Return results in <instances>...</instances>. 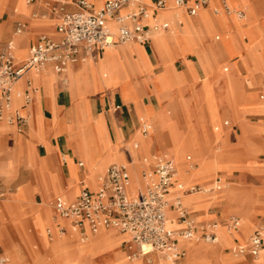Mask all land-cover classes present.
<instances>
[{"label":"crops","instance_id":"crops-1","mask_svg":"<svg viewBox=\"0 0 264 264\" xmlns=\"http://www.w3.org/2000/svg\"><path fill=\"white\" fill-rule=\"evenodd\" d=\"M41 1L42 0H37L33 3H29V15L15 17L10 12V9L5 7L2 14V16L5 15V18L0 20V22L6 21V23L0 24V51L9 41L13 43L10 39L11 33L19 35L25 32L22 33L23 35L20 34L17 36L16 42L12 44L13 46L17 45L19 47V54L25 52L26 47L29 52L30 46L37 41L39 35L42 33H47L55 38L59 37L55 29L59 14L49 11L47 7L42 5ZM75 1L76 0H65V11L77 10L78 7ZM100 1L101 4H103L106 0ZM144 1L151 4L154 0ZM196 1L197 0H186L188 5L194 4ZM213 1V4H211L212 0H209L207 5L202 7L207 9L211 4L213 8L211 10H205L207 14L203 13V16H201L199 20H197V14L189 15L183 10L180 14L181 21L177 22L179 13L173 10H167L162 13V16L171 21V27L160 33H156L152 38L150 37L142 42L131 40L136 43H129L127 46H118L116 50L109 51L105 59L100 57L103 56L104 49L97 48L90 54L92 61L87 66L82 64L81 59L70 63L71 73L74 78H83L86 80V84L83 85L82 98L73 95V88L68 87L67 81H62V75L56 73L49 64L46 66L45 71L39 75L34 74L32 69L26 73V77H23V75L19 79L17 85L20 89V95L18 94L15 98L14 105H12L11 109H18L22 114L28 115L30 121H27L21 131H17L14 125H10L14 130L0 129V161L4 162L7 159H12L13 161L11 167L12 174L8 178L0 176V190L6 193L7 191H14L18 185H23L25 193L28 196L30 195L36 203H42L44 196L51 198V201L57 196H61L66 203L73 201L82 189V184L79 182V179L82 180L84 176V164L76 153L86 155L89 161L95 160L93 156L98 160L101 159L104 154L106 156L111 155V153L121 158L124 153H127L128 149L121 148L120 145L118 147H112L111 145L114 140L130 141L133 139L134 131H131L132 127L138 125L140 123L139 119L145 118V114L150 115V111L145 105L153 109L164 108L167 110L172 107L175 108V115L169 112V116L173 119L175 126L182 132V136L187 143L196 140L200 144L197 148H191L197 156V152L200 151L201 147L205 146L206 148V146L212 145L216 136L212 128L214 122H217V120L224 122V125H222L223 131L221 137L228 140L226 145V158L227 162H230V165L218 171V176L216 177L217 181H222V175L219 174L221 172L225 174L226 180L227 178L231 179V177L235 175L242 176L245 173L264 174V167L258 165L257 162L255 163L253 161L255 167H251L248 164L249 160H252L250 153L251 145L259 149L257 157H263L262 161L264 164V154L262 153L264 151V121H262L264 120V112L252 109L257 108L255 105L256 94H258L259 91L264 92V74L263 71L255 69L251 65L248 51L245 47V43L250 40V35L246 33L244 26L241 24L240 27V30L245 33L242 37L236 23L228 14L222 15H227V21L224 20L222 23L223 25L220 26L219 20H217L214 15L217 16L215 7L220 6L222 0ZM251 1L258 8L260 14L258 17H255V20L252 21L249 26L246 25L250 27L252 36L264 37V0ZM88 2L95 6L97 1L90 0ZM128 9L129 7H124L121 9V12H125ZM158 13L159 10L155 11L154 18L151 19L155 20ZM174 13L176 15H174ZM18 23L22 24V30L20 33H15V27ZM218 26L222 28L224 33H231L234 36L233 47L229 41L220 43L216 41L221 38L217 30H214L212 33H207L205 30V28L215 29ZM173 27L180 33L177 34L174 32V34L171 35H160L163 32L166 33L170 31ZM231 47L233 55L228 52ZM199 52H203L206 55L199 54ZM88 55V53L85 54V56ZM215 56L220 60L221 66L210 74V79L216 97H218L216 105L219 111V119L212 121L201 79L207 71L201 64L202 62L213 63L212 60ZM221 57H225L227 60L223 61ZM16 61L19 62L22 60ZM167 61H170L174 67V70H172L169 75L173 76L176 81L174 79L170 80L166 71L165 74L160 72L162 74L160 78H158V82L162 90L160 92L162 99L158 101L153 85L155 79L152 80V77L158 71L164 70L163 63ZM104 70L110 71V77L102 81L99 74ZM68 75L67 70V72H64V76L67 77ZM93 76L95 78L94 83L92 82ZM116 76H119L122 80L130 79V87L138 101L136 106L132 100L121 94L119 84L113 85V78ZM27 81H29L33 87L36 86L38 92L34 93V90L32 92L31 101L23 106V93L25 92ZM250 82L252 83L250 84ZM231 92L236 94L233 95ZM252 93L254 95H251ZM260 96L264 98V94ZM82 104L89 110L90 116L85 117L77 113V110H80ZM92 115H101V117H99L100 126L102 128L100 135L96 133L90 121ZM163 116V112L153 113V123L151 122V124L154 126V133L158 132V121L159 118L163 119ZM66 117L67 120L71 122L69 131L66 134L57 133L59 128L64 125ZM225 117L231 120L232 125L230 127H227L230 125V120H224ZM252 117H258V121L251 120ZM0 122H3V120L0 119ZM75 125L81 126L83 131L91 129L94 136L97 137L95 143L83 141V143L79 145L76 139L80 136V132L75 128ZM243 133L245 139L241 142L238 135ZM254 140L257 142L255 143ZM95 147H97L96 151H94ZM155 151L157 152L156 154H163L172 159V157L168 155L164 149H160V147H156V149L153 148L152 153L149 154H153ZM64 153L77 164L81 161L82 165L78 164L79 167L77 169L72 165H68L66 159L62 156ZM98 155H100V157H98ZM25 159L34 160V165L32 167L28 166ZM187 161L194 162L195 164L198 163L195 161V157L192 158L191 154L187 155ZM113 163L114 161L109 162L107 167ZM107 167L105 168L107 169ZM105 168L103 175L106 171ZM42 171L46 173L51 187L41 183L40 173ZM194 172L195 171H188L186 169L185 175L188 174L189 176ZM180 173L181 172H179V174ZM133 174L135 175V179L132 181L130 188L133 192L137 193L139 191L138 188L143 187L141 170L139 175V172L136 171L134 166ZM54 175L56 178H53ZM51 177L55 184L63 186L65 190L71 189L69 180H71L73 184H76L75 182L78 181L79 188L77 189V194L72 198H67L64 195H55V191L52 188ZM87 179V176H85V182H87ZM7 182L11 183V185H7ZM196 184L199 185V183ZM89 187L92 188L90 189L87 187L89 190H95L93 189V184L92 186L89 185ZM213 189L220 192L224 189V186L220 189ZM259 189L263 190L260 196L264 198V186ZM217 200L214 202V204L219 203V205L216 206L218 209L216 211L210 210L213 204L211 200L205 201L210 204L208 211L217 214V216L211 217L210 221H214L215 218L220 216V212L224 209L226 210L228 206L226 201L221 199ZM1 201L2 200H0V209ZM40 207L42 208L44 206L41 205L39 208ZM53 212L54 214L48 211L40 215L51 222L49 225L50 231H53V229H55L54 227L59 225V215H57L54 209ZM166 214L169 222L176 220L177 223L181 224L178 227H170L167 225L172 235V240L177 244L178 237L180 236L179 232L184 225L179 221L172 205L168 207ZM194 214L196 213L188 210V217L196 224L205 221H198ZM23 221L26 226V229L24 231L22 230L23 237L19 236V234L14 231L19 241L17 244L20 248H24V252L29 256L36 259L38 257L34 253L35 250L32 247L33 241L37 240L43 251L47 250V248L44 246L42 237L39 233L35 231V229H31L30 217H24ZM67 221L68 227L74 228L69 223L68 219ZM241 221L240 234L243 235V232H245V222L243 219H241ZM62 227L64 228V226ZM75 232L78 235L76 229ZM58 233L67 235L66 232ZM197 233H201L199 228L197 229ZM93 235L95 234L90 233L89 238ZM223 235L228 240L227 235ZM184 240L194 241L197 239ZM179 249L182 255L178 260L184 258L188 246H183L182 243ZM19 254L20 250L15 252L13 257L19 258ZM113 254L114 253L111 255ZM244 254L251 253L245 252ZM0 255H3V251H0ZM108 257L109 255H106L104 259Z\"/></svg>","mask_w":264,"mask_h":264},{"label":"rangeland","instance_id":"rangeland-1","mask_svg":"<svg viewBox=\"0 0 264 264\" xmlns=\"http://www.w3.org/2000/svg\"><path fill=\"white\" fill-rule=\"evenodd\" d=\"M94 1V0H92ZM97 1L96 3H101L100 0H95ZM99 1V2H98ZM227 3L231 6V7H238L241 6L243 4H246L247 7V17L243 20H239L237 18H235L232 15H228L230 16V18H232L234 20V22L237 25V28L239 30V33L241 34V36L243 37V35L245 33H243L240 30L241 24L242 26H244V30L246 31L247 34L250 35V40L245 43V47L248 51V57L250 58L251 61V65L258 70L263 71L264 74V37H259V36H252V34L250 33V27L249 24H251L252 21L255 20V17L260 14L258 8L254 5V3L251 0H226ZM42 2V1H41ZM213 0L211 2V4H213ZM209 6V8L207 9H202L198 14H197V20H199L201 18V16H203L205 13V10H211L212 6ZM5 7H8L10 9V12L15 16H21V15H29V10H30V5H26L23 0H17L15 3L11 2L10 0L8 1H4V0H0V17L2 16ZM184 9L178 10L181 12H178L176 10H173L174 12L179 13L178 15H180L183 12ZM165 12V11H164ZM174 15H176L174 13ZM217 20H219L220 22V26L223 25L222 23L226 20V16H215ZM5 18V15H3L1 19ZM192 19V18H190ZM188 20V18H187ZM193 21V20H192ZM6 23V21H2L0 22V24ZM248 26H247V25ZM218 26L215 29H206L207 33H212L214 32V30H217V32L221 35V38L219 40H216L218 43L223 42V41H229L231 42V46L233 47L234 44V36L231 33H224L222 28ZM174 30V31H172ZM173 32V33H172ZM177 33L179 34L180 32L176 31V28L173 27L170 31L168 32H163L160 35H171ZM25 33V32H23ZM6 35V34H4ZM23 35V34H22ZM21 35V36H22ZM155 36V35H154ZM2 37V36H1ZM13 37V33H11V38ZM14 39V37H13ZM129 43H136L134 41H130L126 44H119L116 47H112V48H107L104 49V54L103 56H100L102 58H106L109 54V51H113L116 50L118 46H127V44ZM232 47L228 50V52L230 54L233 55L232 52ZM19 52V47L17 46V54L19 55V57L21 59H25L27 56V52L28 49L26 47L25 52L23 53H18ZM199 54H204L203 52H199ZM206 58V57H204ZM223 58L222 60L225 61L227 60V58L225 57H221ZM92 61V57H89L88 60L84 63H82L84 66L89 65V63ZM213 63H204L202 62V67H204V69H206V73L204 74V77H202V84H203V88L205 91V98L207 101V106H208V110L210 112V115L212 117V121H215V119H219V111H218V107H217V102H218V97H216V93L215 90L212 87V81L210 79V74L212 72H214L216 69H219L221 66V62L218 59V57L215 56V58L212 60ZM164 64V70L162 69L161 71H158L157 73H155L152 77V80L155 79V83H153L154 88H155V93L158 97V101H161V94L160 92L162 91L160 89V85H159V80L158 78H160L161 74L164 73L165 71L168 74V76L170 77V80L174 79L173 76L169 75V73L172 72V70H174V67L172 65V63H170V61H167ZM151 71V69H150ZM162 72V73H160ZM205 72V71H204ZM68 78L69 81H67L68 83V87H72L73 88V95H76L79 98H82L83 96V85L86 84V80H84L83 78H74L73 74L71 73V69L70 66L68 68ZM100 79L103 81L104 79H109L110 77V71L109 70H104L103 72H101L99 74ZM94 78V76L92 77ZM176 81V79H174ZM101 81V82H102ZM130 79H126V80H122L119 76H116L115 78H113V85L115 84H119L120 85V91L121 94L132 100L136 106L137 101V97L133 94V91L130 87ZM252 82H250L251 84ZM18 82L16 83V94H15V98L18 96V94L20 95V89L18 88ZM112 85V86H113ZM167 87V86H166ZM165 87V88H166ZM82 93V94H81ZM233 95L236 94L234 92H231ZM261 94H264L263 91H259L258 94H256V100H255V105L257 108H252L254 110H260L264 112V98H261ZM250 95V94H249ZM251 95H254L253 93ZM83 103V101H82ZM148 107L149 111H150V115L149 114H145L144 117L145 118H140V121L145 122L146 124L148 123V121L152 122L153 119V113L155 112H163L164 116L162 119V123L165 124L164 127V135L166 136L167 142L170 145L176 146V149L171 151L168 149V147L165 145L164 142H161V145L159 146L160 149H164L165 152L170 155L173 159L174 162L177 163V168L179 170V172H181L179 174V179H181L185 184H196L199 183V185L201 186V190H198L194 193H191L193 195L190 194V196H204L205 195V191L207 190V188L211 189V190H215L213 189V187L215 188L218 183H217V179L216 177L218 176V171L222 168L228 167L230 165V162H227V154H226V145H227V141L226 139H223L221 137L222 131H223V126L224 122H220L219 120H217V122H214L213 124V131L215 133V138L213 140L212 145H208L204 147L200 148V151H198V156L197 154L191 150V148H197L200 146V144L196 141V140H192L190 143H187L186 140L183 138L182 136V132L175 126V123L173 121L172 118H170L169 116V112L173 115H175V108H169L167 110H165L164 108H157V109H153L148 105H145ZM252 111V110H251ZM77 113L88 117L90 116V112L87 108L84 107V104L81 105L80 110H77ZM99 117L98 115L95 116H91L90 117V121L93 124L96 133L97 134H101L102 128L100 126V122H99ZM258 117H252L251 120H257ZM229 119L228 117H225L224 120ZM230 120V119H229ZM30 121V118H29ZM264 121V120H262ZM70 125L71 122L67 120V117L65 118L64 121V125L59 128V131H57V133H64L66 134L69 129H70ZM232 125V122L230 120V125H228L227 127H230ZM140 123L138 125H136L135 127H132L131 131H134L133 133V139L130 141H115L113 142V144L111 145L112 147H118L120 145L121 148H127V153H125L122 157L123 159H120L119 156H116L114 153H111V155H106L104 154V156L101 159H96L94 156L93 158L95 160L89 161L87 160V156L84 154H78L76 153V155L84 162V166H83V170H84V176L81 179H79L80 183L83 185L85 183V176H87V180L86 181H91L93 184V189H96L100 183V178L103 175L104 172V168L107 167V165L109 164V162L114 161V163H120V162H125V163H134L136 171L139 172L140 175V170L142 169V157L152 153V149L153 148H149V147H145L143 148L142 146H139L135 143L134 141V137L136 135L140 136L141 138L147 140L149 138L152 137L153 134H155L154 132V126L153 128L148 129V135L143 133L141 131V127ZM75 128L80 130V136L76 139L77 143L82 144L83 141H90L92 143H95L96 138L94 136L93 131H91V129H87L86 131H83V128L81 126H77L75 125ZM0 129L1 130H14V128L12 126H10L9 124H7L5 121L0 122ZM147 135V136H145ZM239 139L241 142L244 141L245 137H244V133L243 134H239L238 135ZM118 138V137H117ZM83 139V140H82ZM255 143L257 142L256 140H254ZM10 142V141H9ZM86 147V146H85ZM158 147V146H157ZM154 149H156V147H154ZM97 150V147H95L94 151ZM1 151V150H0ZM114 151V150H113ZM177 151H179V155L177 154ZM258 151L259 149H257L256 147H252L251 145V156H252V160H249L248 164L251 167H255L253 161L256 163H258V165L264 167L262 158L263 157H257L258 156ZM133 155H132V154ZM157 152L155 151L154 154H156ZM264 154V151L262 152ZM102 154V153H100ZM191 154L192 158L195 157V161L198 163H194V162H189L187 161V155ZM63 158L66 159L68 165H72L74 166L76 169L79 167L77 163L73 162L71 160V158L67 157V155L64 153ZM98 157H100V155H98ZM198 157V158H197ZM1 160V159H0ZM97 160V161H96ZM26 164L28 166H33L34 165V160L31 159H25ZM120 161V162H119ZM137 164H136V162ZM101 163V164H100ZM100 164L101 165V171L98 174V179L95 181H93L91 175L92 172L95 170L96 166ZM1 165H8V166H4L3 169H0V176H5L6 178H8L12 172H11V167L13 165V161L12 159H7L6 161H0V166ZM188 171H195L192 175L186 174L185 175V170ZM106 170V168H105ZM220 175H222V181H220L222 183V185L224 186L225 190L227 189L226 185L230 186L233 188L237 187L240 195H242V197L244 198L245 196V202L244 200L240 201V202H232L230 203L226 210H222L220 212V216H218L217 218H215L214 221H218L220 224L219 226L215 227L214 226V230L216 233H218V236L221 233H228L227 231H225L224 229V225L223 222L226 220V224L230 225V221L233 219L232 216H236L239 218V222L241 221V219H243V221L250 227V230L248 232H244L243 235L239 234L238 232H235L236 237L238 239H240L241 241H246L248 240L249 236L252 235V233L254 232L255 229L257 228H262L264 229V198H262L261 192H263V190H260L259 188L264 186V174H251V173H245L242 176L239 175H235L234 177H231V179L227 180L225 179V174L223 172L219 173ZM138 175V176H139ZM52 176V175H51ZM56 178V176L54 175L53 178ZM52 178V177H51ZM52 178V188L55 191V195H63L65 189L63 188V186L61 185H57L55 184L54 180ZM135 178L133 177V180ZM40 180L41 183L44 185L46 184L48 187H51L49 179L46 175V173L44 171H42L40 173ZM87 182V184H88ZM76 184L71 183V180H69V185L70 188H74L76 187L77 189L79 188L78 185V181L75 182ZM7 185H11V183L7 182ZM210 184L209 187H207L206 185ZM90 185V184H88ZM91 186V185H90ZM213 186V187H212ZM222 186V187H223ZM92 189V188H90ZM24 186L23 185H18L16 186V188L14 189V191H7L4 195V198L1 201V209H0V251H3V255L9 257V261L11 264H66L65 262L67 261L65 258H70V260L72 259V263L74 264V256H75V245L74 244H79V245H89L91 244V242H93V238L95 235L101 234V233H105V234H117L119 240L117 242H115L113 244V246H109L104 248L103 250H101L99 253L97 254H92V256L87 259L88 264H110V256L109 258L104 259V256L106 255H110L111 253H115L118 252L117 254V258L118 259H122V264L126 263V258L125 255L130 254V250H129V245H133L132 242H128L124 239V236L122 234L121 231L117 230V229H111V228H105L104 229H110V230H102L101 232H99L98 234L93 235L90 240L88 241V238L86 240H84L85 242L88 241L87 243H82L81 240L79 239L78 235L75 234V236H72V234L70 233V226L68 227V221L67 219H64L63 217L58 216V223L59 225H57V227L55 226L52 231L51 235L47 234V230H50L49 225L51 224V222L47 219V218H43L40 215L44 214L48 211H51V214L53 212V209L51 208V198H48V196H44L42 203H36L32 197H30V195L28 196L25 191H24ZM221 190V191H222ZM203 191L201 193H197ZM196 193V194H195ZM133 195V193H131ZM185 196V204L187 205L189 211L191 212H195L196 214L195 217L197 218L198 221L200 220H205L203 222H199L198 225H206L208 223H213L214 221H210L211 217H215L217 216V214L215 213H210L208 211V208L210 206L209 203L205 202L206 199H203V201H201V203L197 204L196 207H194V205H192L191 203H189L188 201H186V197ZM217 200V199H216ZM211 200L212 201V206L210 208L211 211H216L217 209V205H219V203L214 204V202L216 201ZM218 201V200H217ZM244 203V206H243ZM44 206V207H40L39 206ZM45 208V209H44ZM250 214L251 217L249 220H246L244 218V214ZM58 215V214H57ZM30 217V223H31V229H35V231H37L39 233V235L42 237L43 240V244L44 246L47 248V250L43 251L38 243L37 240L33 241L32 247L35 250V254L38 258H33L31 256H29L26 252H24L25 250H23L24 248H20L19 245L17 243H19L17 235L15 232H17L19 234V236L23 237V233L22 230L24 231L26 229V226L24 224L23 218L24 217ZM257 223V224H256ZM64 226L65 228H63V230H60L61 226ZM240 225H242V221L239 224V228ZM177 226V225H175ZM15 231V232H14ZM106 231V232H105ZM241 231V230H240ZM58 232H66L67 235H63L61 233ZM76 233V232H75ZM229 234V233H228ZM199 237H200V233H199ZM231 239L233 241V236H231ZM205 239L201 237V239H197L194 240V242L197 245H206V241H204ZM57 241H61L63 243H66V247L63 249H59L58 252L56 253L53 249V245L56 243H59ZM222 241H224L225 245L224 246H217L219 243H221ZM184 242V243H183ZM188 242L184 239L180 240L179 245L183 246L184 244ZM209 245L212 246L211 249H209L208 252L204 253V252H199L197 253V255L195 257H192L191 259L184 258L183 259H179L177 261H171V260H166L165 258L161 259V257H159L157 254H153L151 255V257H142L141 259L144 260L145 264H171V262H175L174 264H264V251L262 250L261 256L259 258H255L253 255L251 254H238L235 255L231 252L230 249V243L227 240V238L225 236L222 237L221 241L218 243H209ZM215 246V247H214ZM72 247V248H71ZM220 247V248H219ZM15 248H17V250H20V256L19 258L13 257L15 254ZM63 253V254H62ZM58 254V255H57ZM74 254V255H73ZM64 256V257H63ZM65 259V260H64ZM138 259L137 261L141 260ZM193 259V260H192ZM160 260H164L163 262ZM192 260V261H191ZM191 261V262H190ZM1 264V263H0ZM78 264V263H76ZM137 264V262H136Z\"/></svg>","mask_w":264,"mask_h":264},{"label":"built area","instance_id":"built-area-1","mask_svg":"<svg viewBox=\"0 0 264 264\" xmlns=\"http://www.w3.org/2000/svg\"><path fill=\"white\" fill-rule=\"evenodd\" d=\"M37 0H26L33 3ZM209 0H197L188 5L186 0H174L178 7H182L187 14L196 15L198 10L207 5ZM65 0H42V5L49 11L59 14L56 22L55 38L47 33L39 35L36 42L30 48L27 57L22 61H16L13 55V45L9 41L0 51V119L9 125H14L17 131H21L28 121V115L22 114L18 109L11 107V86L23 75L33 69H43L48 64L53 70L62 75L68 63L76 62L91 49H103L109 44H119L131 40L146 41L150 38L152 30L167 28V22H154L148 20L154 18V12L165 9L167 0H154L151 4L144 0H106L101 6L95 8L86 0H76L78 7L74 11H65ZM124 7H129L121 12ZM221 7L230 14L231 7L222 0ZM218 12V9H215ZM238 16H243L241 9L236 10ZM35 14V13H34ZM109 22H112L115 31H111ZM22 24L18 23L15 33H20ZM83 53V54H82ZM35 88L27 81L23 93V106L31 101ZM141 131L147 133L149 126L140 121ZM82 165V162H78ZM174 162L163 154H153L149 162V169H142V191L136 197L127 195L126 186L129 183V172L124 165L113 163L109 165L100 183L95 190L82 187L78 196L66 203L61 196L55 197L51 206L54 211L69 220L72 226L79 231L81 241L88 237L87 230L95 233L99 227L115 228L121 232H129L134 246L129 245L132 257L136 254L147 256L151 253H160L166 256L170 253L173 261H177L182 255L176 248L175 241L167 228V209L170 205L176 211L179 221L184 227L179 235L184 239L197 238V229L201 230L200 236L208 241L216 238L214 222L199 226L188 217V210L181 202L180 195L168 198L173 181ZM216 189L222 188V183L217 181ZM181 189V188H180ZM201 190V186L195 184L190 188L182 189V193ZM5 192L0 190V200ZM235 220V219H234ZM63 230V227H60ZM51 235V231L47 230ZM148 251L144 252L142 246ZM264 245L261 229H256L250 237L249 245L240 248L241 253L249 252L257 256ZM1 264H11L9 257L0 255Z\"/></svg>","mask_w":264,"mask_h":264},{"label":"bare ground","instance_id":"bare-ground-1","mask_svg":"<svg viewBox=\"0 0 264 264\" xmlns=\"http://www.w3.org/2000/svg\"><path fill=\"white\" fill-rule=\"evenodd\" d=\"M11 2H16L17 0H10ZM88 1H90V0H88ZM168 1V4H167V7L165 8V9H162V10H159V13H158V16L155 18V20H152L151 18L148 20V22L150 23V24H153L154 22H159V23H161V22H167L168 23V27L167 28H158L157 30H152L151 31V34H150V37L152 38L156 33H160V32H162V31H164L165 29H168L169 27H171V21H169V20H167V19H165V18H163V16H162V13L164 12V11H167V10H176V11H178V10H181V9H183L182 7H178V6H176V4L174 3V0H167ZM211 1V0H210ZM23 2L26 4V5H29V3H27L26 2V0H23ZM102 4L101 3H96L95 4V8H98L99 6H101ZM227 5L228 6H230L228 3H227ZM231 7V6H230ZM213 8V7H212ZM216 9H218V12H216L215 11V13L217 14V16H222L223 14H228V13H226L225 12V10L221 7V5L220 6H217V7H215ZM202 9H204V8H200L199 10H198V12H197V14L202 10ZM237 9H241V10H243V12H244V14H243V16H238V14H237V12H236V10ZM228 15H233V16H235L236 18H238L239 20H243V19H245L246 17H247V5H243V6H238V7H231V12H230V14H228ZM179 18H177V22H180L181 21V17H180V15L178 16ZM109 24V26H110V29H111V31H115V27H113V25H112V22H109L108 23ZM23 33V32H22ZM22 33H20V34H22ZM19 34V35H20ZM19 35H16V34H13V37H14V39H13V37H12V41H13V43H15L16 42V37L17 36H19ZM128 42H130V41H128ZM128 42H124V43H122V44H126V43H128ZM12 43V44H13ZM117 45H119V44H115V45H113V44H109V45H106L103 49H107V48H114V47H116ZM14 47V49H13V55L15 56V58H16V60H23V59H21L19 56H18V54H17V45H14L13 46ZM97 48H94V49H91L90 51H89V55L88 56H83L82 58H81V62L82 63H84V62H86L87 60H88V58L90 57V54L92 53V52H94L95 50H96ZM131 52V51H130ZM132 53V52H131ZM133 61V60H132ZM69 66H70V63H68V65L66 66V69H65V71L67 72V70H68V68H69ZM138 68V67H137ZM45 69H46V67H44L43 68V70H40V68H33L32 70H33V72H34V74H36V75H39L40 73H42V72H44L45 71ZM23 77H26V75H24ZM95 78H92V82L94 83V80ZM19 80H17V81H15L13 84H12V86H11V105H14L13 103H14V100H15V94H16V83L18 82ZM65 81H69V78H68V76L67 77H65ZM35 87V92L34 93H36V92H38V89H37V87L36 86H34ZM29 120V119H28ZM147 125L149 126V129L150 128H153V125L151 124V122H148L147 123ZM164 123H162V118L160 119L159 118V121H158V132L157 133H155V134H153L152 135V137L151 138H149V139H147V140H145V139H143V138H141L140 136H138V135H136L135 137H134V141H135V143L137 144V145H139V146H142L143 148H145V147H149V148H154V147H159L160 145H161V142H164L165 143V145L168 147V149L170 150V152L171 151H173V150H175L176 149V146H173V145H170L168 142H167V139L165 138V135H164ZM80 131V130H79ZM154 131H155V129H154ZM81 133V132H80ZM148 133V132H147ZM147 133H145V134H147ZM148 135V134H147ZM147 135H145V136H147ZM83 140V139H82ZM160 144V145H159ZM177 150V149H176ZM122 154V153H121ZM125 154V153H124ZM154 154V153H153ZM153 154H149V155H145V156H143L142 157V169H149V162H150V160L152 159V156H153ZM177 154L179 155V151H177ZM120 159H123V157H121ZM83 162V161H82ZM174 162V161H173ZM83 164H84V162H83ZM101 164V163H100ZM100 164H98L97 166H96V168H95V170L92 172V175H91V177H92V179H93V181L95 180H97L98 179V174L100 173V171H101V165ZM116 164H120V165H124L126 168H127V170H128V172H129V183H128V185L126 186V192H127V195L128 196H130V197H136L137 195H138V193L139 192H141L142 191V188L143 187H139L138 188V192L137 193H135V192H133L132 190H131V188H130V186L132 185V181H133V177L135 178V175L133 174L134 173V163H132V162H130V163H116ZM4 166H8V165H1L0 166V169H3L4 168ZM174 174H173V176H172V181H173V185L169 188V190H170V192L166 195L168 198H171L172 196H174V195H180L181 196V202H182V204L187 208V210H189L188 209V207H187V205L185 204V196H190V194L191 193H194V192H196V191H192V192H189V193H182V189H185V188H190V187H192V186H194L195 184H185L181 179H179V170H178V168H177V164L174 162ZM141 169V170H142ZM141 178H142V176H141ZM142 181H143V178H142ZM88 182V181H87ZM87 182H85L83 185H82V187H88V188H90L89 187V185L88 184H90L91 186H92V182L91 181H89L88 182V184H87ZM207 187H209L210 186V184H207L206 185ZM215 186H217V185H215ZM213 187V186H212ZM227 187V189H225V190H222V191H217V190H211V189H209V188H207V190L205 191V195L204 196H191V197H186V200L189 202V203H191L192 205H194V207H196L197 206V204H199V203H201V200H203V199H206V200H216V199H221V200H223V201H226L227 202V205H229L230 203H232V202H235V201H237V202H240L241 200L243 201L244 200V202H245V199H246V197L247 196H245L244 198L242 197V195H240V192H239V190H238V188L237 187H234L233 186V188L232 187H230V186H226ZM69 188V187H68ZM181 188V189H180ZM214 188V187H213ZM198 191V190H197ZM201 192H203V191H200V192H197V193H201ZM131 193H133V195L131 194ZM77 194V188L76 187H74V188H71V189H69V190H65L64 191V193H63V195L65 196V197H67V198H72V197H74L75 195ZM196 194V193H195ZM191 195H193V194H191ZM4 198V197H3ZM243 206H244V203H243ZM244 216V218L246 219V220H249L250 219V217H251V215L250 214H244L243 215ZM233 217V219L230 221V225H227L226 224V220L223 222V225H224V229H225V231H227L228 233H221L219 236H218V233H216V238L214 239V240H212V241H208V240H204V241H206V242H208V243H206V245H197L194 241H188V242H186L184 245H187L188 246V250H187V253H186V255H185V258H187V260L188 259H191L192 257H195L196 255H197V253H199V252H204V253H206V252H208L209 251V249H211L212 248V246L211 245H209V243H218V242H220L221 241V239H222V237L224 236L223 234H226L227 235V237H228V240H229V242H230V244H231V251H232V253L233 254H235V255H238V254H241V255H243L244 253H241L240 252V248H242V247H247L248 245H249V241H250V237H251V235L249 236V238H248V240H246V241H241L240 239H238L237 237H236V233L235 232H238L239 234H240V230H241V225H240V228H239V224H240V222H239V218L238 217H236V216H232ZM65 219V218H64ZM235 219V220H234ZM166 223H167V225H169L170 227H178V226H180L181 224H179V223H177L176 222V220L175 221H172V222H169V219H167V221H166ZM247 223V222H246ZM245 223V225H244V231L245 232H248L249 230H250V227L247 225ZM214 224H215V227H217V226H219V222L218 221H214ZM175 225H177V226H175ZM63 226V225H62ZM75 229H76V231H77V233H78V236H79V231H78V229L75 227V226H73ZM65 228V227H64ZM74 228H72V227H70V233L72 234V236H75V229ZM111 229H115V228H111ZM258 229H261V231H262V234H263V237H264V229H262V228H258ZM102 230H110V229H104L102 226L101 227H99L98 229H97V231L94 233V234H97V233H99V232H101ZM256 230V229H255ZM254 230V231H255ZM106 232V231H105ZM217 232V231H216ZM87 233H88V241H89V237H90V232L87 230ZM244 233V232H243ZM122 234H123V236H124V239L123 240H126V241H128V242H130L131 241V236H130V233L129 232H122ZM253 234V233H252ZM230 235L231 236H233V241H232V239H231V237H230ZM80 238V237H79ZM93 238V242H91V244H89V245H85V246H81V245H79V244H74L75 245V250H74V252H75V258H74V264H76V263H78V264H88V262H87V259H89L91 256H92V254H97V253H99L101 250H103L104 248H106V247H109V246H113V244L115 243V242H117L118 240H119V238H118V236H117V234L115 235V234H105V233H101V234H98V235H95L94 237H92ZM91 238V239H92ZM201 239V236L199 237V234H197V238L196 239ZM181 239H183V238H181L180 236L178 237V243L176 244V248H179L180 247V245H179V243H180V240ZM88 241H81L82 243H87ZM57 242H59V243H55L54 245H53V249H55L54 251L57 253L58 252V250L59 249H63V248H65L66 247V243H63V242H61V241H57ZM184 243V242H183ZM224 246L225 245V243H224V241H222L221 243H219L217 246ZM215 247V246H214ZM72 248V247H71ZM220 248V247H219ZM141 249H143L144 250V252H146V251H148V249H147V247L146 246H142V248ZM264 249V248H263ZM263 249H261V251H260V253L257 255V256H254L255 258H259L260 256H261V253H262V250ZM19 250V249H18ZM18 250H17V248H15V252H18ZM60 251V250H59ZM63 254V253H62ZM112 254V253H111ZM109 255L110 256V264H122V259H118L116 256H117V254H118V252H115L113 255ZM153 254H157L159 257H161V259H163V258H165L166 260H171V261H173V257H172V255L170 254V253H167L166 254V256H164V255H162V254H160V253H151V254H149V255H147V256H144L143 254H136V255H134V256H132V257H129V256H127L126 255V263L125 264H136V262H137V264H145L144 263V260H142L141 258L143 257H151V255H153ZM58 255V254H57ZM74 255V254H73ZM64 257V256H63ZM109 258V257H108ZM67 261L65 262L66 264H71L72 263V259L70 260V258H65ZM64 259V260H65ZM138 259H141V260H139V261H137ZM193 260V259H192ZM191 260V261H192ZM160 261H164V260H160ZM190 261V262H191ZM175 262H171V264H174ZM163 264V263H162Z\"/></svg>","mask_w":264,"mask_h":264}]
</instances>
